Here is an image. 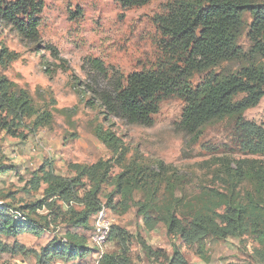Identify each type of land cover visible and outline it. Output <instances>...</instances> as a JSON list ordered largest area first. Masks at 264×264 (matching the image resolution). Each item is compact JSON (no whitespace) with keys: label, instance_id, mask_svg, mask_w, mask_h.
Returning a JSON list of instances; mask_svg holds the SVG:
<instances>
[{"label":"rangeland","instance_id":"374dc122","mask_svg":"<svg viewBox=\"0 0 264 264\" xmlns=\"http://www.w3.org/2000/svg\"><path fill=\"white\" fill-rule=\"evenodd\" d=\"M43 1L36 42L20 39L0 22V95H22L28 107L17 128L20 134L0 129V212L11 217L7 224L0 217V243L8 249L23 247L0 252V264H113L111 256L122 252L119 241L108 238L101 248L91 241L102 207L124 233L128 264H167L165 257L175 251L188 264L264 262V183L254 174L264 171V151L250 148L264 133V94L255 105L207 120L193 133L183 128L185 103L177 94L161 100L148 125L108 115L85 88L86 59H100L110 76L123 79L155 68L164 53L154 17L165 12L169 0L132 7L117 0ZM241 21L236 43L240 54L219 62L210 73L224 77L241 68L264 69V37L263 48L253 49L247 36L253 16L245 12ZM204 76L191 73L187 80L195 86ZM100 83L106 80L100 78ZM243 96L239 92L233 102ZM38 117L41 122L34 125ZM242 159L250 164L239 170ZM98 161L105 163L106 174L94 187L81 172ZM50 175L73 181L79 177L74 183L77 197L94 191L96 202L62 200L46 181ZM207 192L222 195L243 211L244 222L234 236L208 234L204 251L198 253L196 246L169 231L166 219L176 199ZM138 202L146 203L158 219L153 229L146 228ZM83 216L87 218L74 222ZM15 225L34 231L14 234L9 229ZM143 244L160 257L147 255ZM55 246L74 257L42 256Z\"/></svg>","mask_w":264,"mask_h":264},{"label":"trees","instance_id":"16d2710c","mask_svg":"<svg viewBox=\"0 0 264 264\" xmlns=\"http://www.w3.org/2000/svg\"><path fill=\"white\" fill-rule=\"evenodd\" d=\"M117 1L122 7H132L151 0ZM43 8V0H0V22L11 26L20 39L36 42L39 39L40 15ZM163 9L165 12L156 15L154 21L161 32L160 48L164 58L155 68L133 71L124 79L118 74L110 76L100 59L87 58L89 83L85 88L91 93V99L99 101L108 115L119 117L128 123L148 125L161 100L177 94L185 103L181 123L190 133L197 132L207 120L221 118L255 105L264 94V69L246 67L236 74L224 77L210 73V69L219 62L240 54L241 48L236 43L238 32L242 28L241 15L245 12L253 16V22L247 32L249 40L253 43L252 48H263L264 4L257 0H169ZM198 72H205V76L197 85L192 86L187 77ZM100 78L106 80V83L101 84ZM0 89L3 90L1 83ZM239 92L244 93V96L239 102H233ZM91 102L92 100L89 101ZM0 110L4 111L3 114L0 113V129L11 136L20 134L17 128L23 123L22 119L28 110L24 96L10 99L4 93L1 94ZM41 119L42 117H38L34 125H39ZM254 146L264 151V133L261 140L253 143L250 148ZM237 164L241 170L250 163L247 159H242L237 161ZM105 168V163L98 161L81 173L95 187L104 179ZM254 174L256 181L264 183V171L261 168L255 170ZM78 179L79 177H76L73 181L50 175L49 181H46L55 195L66 202L71 199L84 203L96 202L94 191H88L82 198L77 197L74 183ZM39 205H42V202L33 204L31 209ZM50 205L49 203L48 206ZM222 206L223 210L220 211ZM0 210H3L2 204ZM138 213L148 229H153L159 222L151 215L148 205L144 202H138ZM72 214H75L73 210ZM9 216L8 213L0 212V217L5 218L6 224L11 218ZM84 218L87 217H79L74 222L79 223ZM166 221L170 232L183 243L196 246L197 252L201 253L204 251L208 234L218 237L236 235L243 226L244 213L227 203L222 195L207 192L186 200L176 199ZM2 224L0 223L1 228L4 227ZM15 226L17 227L9 229L14 234L34 231L30 226ZM108 238L117 239L122 248L120 254L111 256L113 264H128V250L123 231L112 225ZM143 245L147 255L160 257L159 251H153L149 246ZM15 246H18V250L23 249L17 244L13 249H8L0 243V252H16ZM56 246L45 249L42 256L46 259L55 257L62 260L74 257L72 251L66 252L64 248ZM165 258L168 260L167 264H188L179 251H175L170 258Z\"/></svg>","mask_w":264,"mask_h":264},{"label":"built area","instance_id":"2783aa9c","mask_svg":"<svg viewBox=\"0 0 264 264\" xmlns=\"http://www.w3.org/2000/svg\"><path fill=\"white\" fill-rule=\"evenodd\" d=\"M112 225L113 220L108 215L106 208H100L95 216L91 234V241L96 247L101 248L105 244Z\"/></svg>","mask_w":264,"mask_h":264}]
</instances>
